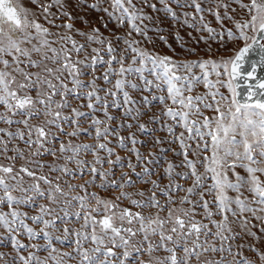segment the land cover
Returning a JSON list of instances; mask_svg holds the SVG:
<instances>
[{"label":"snow or ice","instance_id":"1","mask_svg":"<svg viewBox=\"0 0 264 264\" xmlns=\"http://www.w3.org/2000/svg\"><path fill=\"white\" fill-rule=\"evenodd\" d=\"M258 64L264 0H0V264H264Z\"/></svg>","mask_w":264,"mask_h":264},{"label":"rangeland","instance_id":"2","mask_svg":"<svg viewBox=\"0 0 264 264\" xmlns=\"http://www.w3.org/2000/svg\"><path fill=\"white\" fill-rule=\"evenodd\" d=\"M23 2L26 5L29 4V0H23ZM181 2H183V0H181ZM173 7H175L174 4H173ZM147 11L150 12L153 15V17L157 18V19H154L152 22L145 21V23H148L149 27L155 26V27H159V28L163 29V31L161 33H159V35L154 31L149 33V35L153 37V41L156 45V50H158L162 53H167L169 55H172L173 53L170 50V48L168 47V45H171L172 48H174L176 50V52L182 51V47H181L182 44H187L188 47H198L201 49L205 48V44L203 41H200V43L197 44L196 40L201 35L208 36L209 34L206 31L198 32V31H196V29L189 27L188 25L184 24L182 16L179 18L178 21H173V20H171V18L169 16H167L163 12L155 13V12H152L151 9H147ZM187 11L193 12L194 9H187ZM89 15H90V18L95 19L96 16L100 15V14L90 13ZM204 17H205V21L207 23H209L210 26L218 29V24L216 23L215 18L212 15H210L207 12V10L204 13ZM189 23H192L191 18H189ZM225 23H227V21H225ZM97 26H100V25L97 24ZM200 26H201L200 21L197 20L196 21V27L199 28ZM116 27L117 26H116L115 22L109 23V30L116 28ZM101 31L105 32V35L108 34V31L105 30L103 27H101ZM177 33H179V35H180L179 40H177V38H176ZM160 35L165 36L167 38V43H165L164 41L159 39ZM209 44H211L213 47H215L216 41L209 40ZM148 46L151 47L152 45L149 44ZM192 58L194 59L195 57H192ZM199 90L202 91L203 89L201 88ZM157 135L165 136L166 133L165 132H158ZM122 155H123V153H122ZM169 155H171V154H169ZM85 178H87V177H85ZM255 230L258 231L259 230L258 227ZM40 242L43 243V241H40ZM0 250H6V249H0ZM63 250L64 251H70L71 249L65 247ZM41 255H43V253H41Z\"/></svg>","mask_w":264,"mask_h":264},{"label":"water","instance_id":"3","mask_svg":"<svg viewBox=\"0 0 264 264\" xmlns=\"http://www.w3.org/2000/svg\"><path fill=\"white\" fill-rule=\"evenodd\" d=\"M249 60H256V61H259V56H258V54H257L256 52L251 53L250 56H249ZM245 68H246L247 70H251V65H250V63H249V64H246V65H245ZM256 75H257V77H264V65H260V64H258ZM250 82H251V83H255L254 80H252V81H250ZM246 90H247V85H246L243 81H241V82H240V89H239V91L241 92V98H243V94L246 92Z\"/></svg>","mask_w":264,"mask_h":264}]
</instances>
